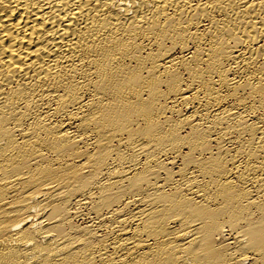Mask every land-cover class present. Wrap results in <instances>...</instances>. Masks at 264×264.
Instances as JSON below:
<instances>
[{
    "label": "bare ground",
    "instance_id": "obj_1",
    "mask_svg": "<svg viewBox=\"0 0 264 264\" xmlns=\"http://www.w3.org/2000/svg\"><path fill=\"white\" fill-rule=\"evenodd\" d=\"M0 264H264V0H0Z\"/></svg>",
    "mask_w": 264,
    "mask_h": 264
}]
</instances>
